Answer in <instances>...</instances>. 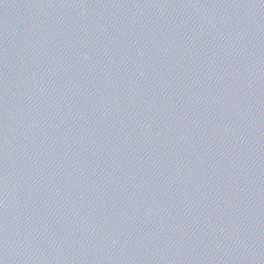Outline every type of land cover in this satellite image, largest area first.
I'll use <instances>...</instances> for the list:
<instances>
[{"label": "water", "instance_id": "95a60500", "mask_svg": "<svg viewBox=\"0 0 264 264\" xmlns=\"http://www.w3.org/2000/svg\"><path fill=\"white\" fill-rule=\"evenodd\" d=\"M0 264H264V0H0Z\"/></svg>", "mask_w": 264, "mask_h": 264}]
</instances>
